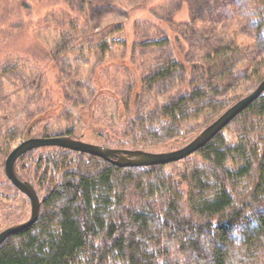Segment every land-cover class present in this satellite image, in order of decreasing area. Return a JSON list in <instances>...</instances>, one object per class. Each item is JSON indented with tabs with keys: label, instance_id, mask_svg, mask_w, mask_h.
Listing matches in <instances>:
<instances>
[{
	"label": "trees",
	"instance_id": "16d2710c",
	"mask_svg": "<svg viewBox=\"0 0 264 264\" xmlns=\"http://www.w3.org/2000/svg\"><path fill=\"white\" fill-rule=\"evenodd\" d=\"M176 1L186 4L187 18L174 23L166 14L159 16L165 12L158 10L157 17L148 8V14L133 22V34L161 28V36L141 44H171L174 57L164 53L139 79L136 69L124 68L125 81L109 88L120 95L115 102L101 96L106 86L102 69H108L105 54L114 44L125 47L130 42L129 15L93 32L86 22L67 16L58 19L57 28L50 26L48 16L41 28L36 23L24 28L32 30L27 36L35 47L28 46L35 52L3 47L0 77L10 80L9 73L30 59L32 66L45 62L37 46L46 42L40 33L51 29L58 46L47 47V52L57 49L52 62L59 68L62 104L56 107L51 100L31 110L18 100L19 85L13 88L15 83L9 82L15 103L11 119L0 113V156L21 136L53 134L54 118L65 123L59 133L83 139L88 120L107 106L118 115L120 101L123 128L103 129V144L147 148L180 138L185 120L204 126L213 122L241 96H222L232 79H264V61L259 59L264 53V0ZM20 4L30 5L25 0ZM142 6L146 8H137ZM226 24L231 25L228 34L221 32ZM110 61L117 72L118 64L129 65L122 55ZM88 66L92 71L86 74ZM80 67L86 70L83 77L77 74ZM170 76L187 88L162 103L152 99V89ZM50 92L55 90L49 88L44 100L51 99ZM15 169L33 183L42 204L34 224L1 243L0 264H264V93L203 147L178 161L123 167L87 152L44 146L21 155ZM11 189L21 192L8 178L0 181V199L11 197Z\"/></svg>",
	"mask_w": 264,
	"mask_h": 264
},
{
	"label": "rangeland",
	"instance_id": "374dc122",
	"mask_svg": "<svg viewBox=\"0 0 264 264\" xmlns=\"http://www.w3.org/2000/svg\"><path fill=\"white\" fill-rule=\"evenodd\" d=\"M21 1L22 0H0V58L3 55V47L10 48V51L16 49L15 52L18 51V49H22L30 50L31 53H34L35 48L33 49L32 47H35V45L32 43V40H29L31 37L27 36V32L32 30L28 29L25 31V29L36 27L34 23L37 25L40 24L39 26L41 28L45 23L44 21H47V16L50 19L49 24L52 26V28H57V25H60L58 23L59 18L63 19L65 16H67L69 18H78L82 22H86L88 25V30L92 32L95 30H102V28L109 24L125 21L127 20L128 15L130 16L128 22V30L130 31L129 36L132 35V37L129 39L130 42L127 43L125 47L120 44H114L112 50L105 54V60L109 59L105 62V65L108 67V69H102L103 84L106 86L103 85L104 93L101 94V96L104 98L107 97V99H112L114 102L119 100L120 95L116 97L113 91L109 88H113L112 86L116 81H125L123 77L126 78V76L121 74L123 70H125L124 68H128L130 70L136 69L134 75L136 76V79H139V77L143 76L140 74L144 73L145 70L150 68V66L153 64L152 62L163 59L162 55L164 53L168 54L170 57H174L171 52V44H168L166 47H153L152 45L145 46L141 44V42L144 40H149V38L151 40L155 37L161 36V33L163 32L161 28L156 29V31L154 29L148 28L146 29L145 34H133V22L136 19H141L146 14H148V8H150V12L152 10V12L155 13L154 15L157 17H164L165 14L170 16L168 19L174 23L178 20L181 21L188 16L186 4L176 0H25L30 4L28 7H23L20 4ZM143 4L146 5V8L144 6L137 8ZM158 10H161L165 13H162L158 16L156 13ZM38 20H41L42 22L38 23ZM45 25H47V23ZM230 27L231 25L229 24L223 25L221 27V32L228 34ZM239 27L240 25L238 28ZM20 28L22 29L21 32L19 30ZM211 28H213V26H211ZM213 30L219 31L216 26H214ZM242 30L246 36L248 34L247 29L242 26L241 31ZM11 32H13V34L10 36ZM40 36L41 39L46 40V42L37 46V53L42 61H46L43 63L40 61L42 64H39L38 66H32L34 62L32 59H30L29 64H22L24 68H19L10 73L8 72L11 78L10 80L0 77L1 116L4 114L8 115L10 110L14 108V99L10 97L13 94V90L10 89L9 82L15 83L16 87L13 88H17L19 85L21 89L19 88L17 90L21 91L18 93V100L23 103L25 102V106L31 110L36 111V109L40 108L41 106L43 107L44 104H49L51 100L56 104V107L61 106L62 104L61 100L58 99V94L60 93H58V90L60 89L57 87L59 68L57 65L53 64L54 62H52V58L54 57V54L57 53V49L55 52H47L49 47L51 49L57 48V35L56 32H53L51 29H49L47 31H42ZM243 39H245V37H243ZM28 44H31L32 47L28 46ZM178 45H180V43H176L174 46L176 50L180 49L176 48ZM44 48H46V50L41 51ZM124 49L125 52H123ZM121 55L123 59L126 58L129 65L125 66L123 64H118L119 72H117L116 68H114V63H111L110 65L109 62H111L110 60H112V62H117V58H119ZM251 57L252 60H254L257 57V54L251 55ZM259 59L264 61V53L261 57H259ZM112 65L113 67H110ZM84 68L85 67H80L77 71V74L80 77L85 75L86 70ZM87 69L88 71L86 74H88L89 71H92L91 66H88ZM99 69L100 67L96 69V73ZM261 81L255 82L251 79L239 77L234 78L230 82L231 86L223 93L222 96L227 97L232 94H240L241 96L234 101L235 103L253 91ZM27 88L28 90L25 91ZM49 88H51L53 92L55 90V93L50 92L52 94V97H50L51 99L44 100L43 98L45 96L43 95H46V92L49 90ZM185 88H187L186 83L178 82V79H176L175 76H170L158 82L157 85L152 89V99H157L162 103L169 98L170 94L183 91ZM114 90L118 92L117 86H114ZM99 91L101 90L99 89ZM107 99L102 100L107 102ZM153 104L154 103H151V105ZM21 110L22 108L20 111ZM117 110L118 115L112 110V108H109V106L98 110L94 120H88L86 123L87 127L84 128L86 135L83 139L92 143L103 144V129H110L111 132H119L123 128L124 122L126 120L125 116L120 119L121 115L124 113V106L121 101L117 105ZM135 110L136 109H133V111ZM64 113L65 111L63 110L62 115H64ZM114 113L116 115L115 118L109 122L111 115ZM7 117L9 120L12 116L8 115ZM56 119L57 118L51 120V123L53 124L50 127V132L53 134L50 135H54V133L62 134L59 133V131L64 130L65 123L62 120L57 121ZM31 120L32 119L25 121V128L28 127ZM202 125V122L199 120H185L181 123L183 135H181L180 138L169 140L167 142L154 143L147 148L131 147L130 149H144L155 152L174 150L186 145L209 124L206 126ZM94 128L96 131L93 130ZM82 133V131H79L78 135H82ZM85 133H83V135ZM23 139L24 136H21L20 139L14 141L13 146L8 151L7 155ZM7 155L0 156V164L3 161V164L0 165L1 182H6L7 178L4 171V162ZM8 194H10L11 197L4 200L0 199V232L13 224L27 220L31 214V204L28 197L24 193L18 192L15 189H11Z\"/></svg>",
	"mask_w": 264,
	"mask_h": 264
},
{
	"label": "water",
	"instance_id": "95a60500",
	"mask_svg": "<svg viewBox=\"0 0 264 264\" xmlns=\"http://www.w3.org/2000/svg\"><path fill=\"white\" fill-rule=\"evenodd\" d=\"M264 93V79L246 96L239 99L219 117L206 126L186 145L169 151H149L144 149L115 148L104 144L92 143L82 138L67 134L26 137L7 155L4 171L7 178L24 193L31 204V214L25 221L13 224L0 232V245L11 234L31 226L38 219L41 209V198L32 182L18 176L15 164L24 153L44 146H60L72 150L87 152L100 156L119 166H149L167 164L181 160L203 147L218 132L223 130L239 113L251 105Z\"/></svg>",
	"mask_w": 264,
	"mask_h": 264
}]
</instances>
